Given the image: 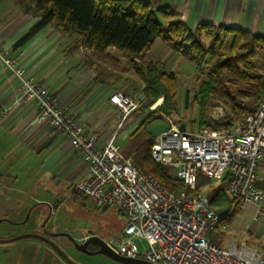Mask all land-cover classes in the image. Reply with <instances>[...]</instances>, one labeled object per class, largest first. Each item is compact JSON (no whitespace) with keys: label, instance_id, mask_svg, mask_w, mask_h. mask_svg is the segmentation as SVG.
<instances>
[{"label":"built area","instance_id":"obj_1","mask_svg":"<svg viewBox=\"0 0 264 264\" xmlns=\"http://www.w3.org/2000/svg\"><path fill=\"white\" fill-rule=\"evenodd\" d=\"M24 56V50L13 53L0 39V67L16 78L19 99L35 107L36 122L47 124L68 141L86 167L87 175L73 185L72 192L93 208L123 213L122 230L105 241L110 250L152 264H264V249L244 241L222 247L210 239L212 231L217 227L225 231L228 224H220L225 213L211 208L210 195L197 191L200 176L216 182L228 177L227 192L237 207L250 203L255 206L254 220L264 216V189L256 186L257 169L264 160V102L230 131L171 125L156 134L151 158L169 168L185 187L173 192L122 155L116 141L128 117L145 103L141 91L116 90L110 95L117 122L108 141L101 144L99 133L87 130L78 110L63 104L58 93L21 65ZM7 111L0 105V121ZM51 211H55L52 205Z\"/></svg>","mask_w":264,"mask_h":264},{"label":"trees","instance_id":"obj_2","mask_svg":"<svg viewBox=\"0 0 264 264\" xmlns=\"http://www.w3.org/2000/svg\"><path fill=\"white\" fill-rule=\"evenodd\" d=\"M27 12L39 17L36 25L16 43L18 48L47 25H53L68 36L78 35L74 46L82 45L92 52L115 47L133 62V69L142 81L141 93L146 101L141 107L154 108L164 116L177 114L175 73L157 63L143 62L156 38H161L185 60L196 64L205 78L201 80L193 100L198 105L200 129L232 128L240 123L256 105L264 102V36L236 27L198 24L194 29L180 20L165 21L176 15L169 5L150 0H24ZM205 38L207 41H205ZM217 101L228 111V120L218 122L208 112ZM146 108V109H145ZM152 112V111H151ZM143 119L120 147L142 171L153 174L169 191L185 188L172 171L155 162L150 145L155 135L144 130ZM180 129H185L180 126ZM230 131V130H229ZM228 177L222 179L210 195V206L225 213L220 224H230L241 209L228 192ZM197 191H200L199 181ZM221 235L224 231H220Z\"/></svg>","mask_w":264,"mask_h":264},{"label":"crops","instance_id":"obj_3","mask_svg":"<svg viewBox=\"0 0 264 264\" xmlns=\"http://www.w3.org/2000/svg\"><path fill=\"white\" fill-rule=\"evenodd\" d=\"M150 1L169 5L176 10V15L165 21L180 20L192 29L198 24L226 25L264 36L263 0ZM24 3V0H0V39L3 47L13 53L24 50L25 56L21 65L30 71L35 80L58 93L63 104L78 110L87 123V130L99 133L100 143H106L114 129V126H110L105 130L108 123L106 118L115 115L109 97L118 89L98 79L97 75L92 76L90 71L95 70L91 68L90 62L89 65L73 64L69 67L68 64L74 60L70 57L72 53L67 50L61 53L59 50V44L68 35L53 25L45 26L16 48L19 39L39 21L38 16L25 10ZM110 51L125 55L115 47H108L102 52L107 54ZM127 60L133 65L132 61L128 58ZM144 60L157 63L173 73L182 70L185 65V58L161 38L153 41L144 55ZM0 105L8 109L0 121V219L12 224L9 216L15 215L18 218L25 209L26 212L29 211L31 200L46 204L51 211L50 203H44L41 198L35 200L32 180L40 166L48 173V178L55 186L67 182L72 186L84 178L87 171L82 159L68 141L56 136L47 124L36 122L35 107L19 99L16 78L1 67ZM140 119L138 116L130 123L129 128L125 129V126L124 135L128 137L141 122ZM203 179L209 178L199 177L201 183ZM256 186L264 189V160L257 169ZM254 213L255 206L245 204L231 220L229 227L247 229L248 232L258 229L259 236L264 237V216L256 221ZM254 247L264 249V239Z\"/></svg>","mask_w":264,"mask_h":264},{"label":"rangeland","instance_id":"obj_4","mask_svg":"<svg viewBox=\"0 0 264 264\" xmlns=\"http://www.w3.org/2000/svg\"><path fill=\"white\" fill-rule=\"evenodd\" d=\"M78 37V35L67 36L66 40H63L59 44L61 53L66 50L72 53L70 57L74 58V60L68 64L69 67L73 64L86 63L89 65L88 63L90 62L92 63L91 68L95 70L90 71L92 76L97 75L96 77L98 79L106 82L110 86L116 87V89L126 94L140 93L142 81L135 73L133 65L127 60L125 55L122 56L113 51L107 52V54H103V52H91L82 45H79L75 50L72 47L74 46L75 38L78 39ZM142 60L145 62L144 58ZM198 68L196 64L185 60L183 69L175 71L178 80L176 91L177 114L172 113L169 116L159 114L154 109L158 105L156 103L145 111L142 108L135 110L125 121V129L129 128L131 126L130 123L140 116L141 119L139 122L144 118H148L149 122L144 126V130L150 134H158L171 125L177 127L184 126L191 130H204L200 129L197 124L198 105L193 100V96L198 90L201 80L205 78L206 72L200 73ZM208 115L213 120L218 118V122H226L228 120V111L217 101L213 102V106L208 112ZM106 119L108 123L105 125V130H108L107 127H113L117 122L115 115L108 116ZM239 123L240 121L236 122L232 128L225 129L222 127L216 131L233 130ZM117 142H119L121 148L126 146L127 136L124 135V130L117 137ZM37 161V163H40L39 160ZM42 168L40 166L37 169L32 184L36 196L35 200L41 198L44 203H50L53 209H55L47 223L48 227L53 226L68 232L76 240L84 239L88 234H94L106 241L122 230L125 225V217L122 212L115 208H93L84 198L72 192L73 185L71 186L70 182L55 186L54 182H51L48 178V173L44 172ZM219 184L220 182L212 179H203L202 183L199 181L200 189L209 195L219 187ZM29 204L31 209L29 211L27 210V212L26 209L22 211L18 218H15V215L9 216L12 224L6 221L0 224V238H9L25 233L40 234L41 221L49 213L48 206L46 204H38L34 200H31ZM56 205L58 208H56ZM210 239L216 241L222 247L241 240L246 241L250 246L254 247L264 237L259 236L258 229H251V232H248L247 229H239L235 226L229 227L228 225L222 235L218 231H212ZM136 243L138 247H141L138 241ZM64 252L79 264H121L100 254L80 257L79 253L68 242L64 247ZM0 264L67 263L45 247L42 241L23 238L11 243L0 244Z\"/></svg>","mask_w":264,"mask_h":264},{"label":"water","instance_id":"obj_5","mask_svg":"<svg viewBox=\"0 0 264 264\" xmlns=\"http://www.w3.org/2000/svg\"><path fill=\"white\" fill-rule=\"evenodd\" d=\"M50 212L51 211H49V213ZM0 222H2L1 219H0ZM23 238L42 239L44 242L51 245V247L59 255V257L62 261H64L67 264H79L76 261H74L73 259H71L65 252H63L55 243H53L52 241H50L49 239H47L46 237H44L40 234H29V233L26 234L25 233V234H19V235L9 237V238H0V244L11 243V242L23 239ZM71 240H72L75 248L78 251L84 252V253L89 254V255H98V254L104 255V256H107L116 262L121 263V264H152V263H150L144 259L130 258V257H126L123 255H119V254L114 253L112 250H110L106 246L105 242L98 236H90L89 238H87L82 243H78V241L75 240L73 237H71ZM90 242H93L98 246V249L96 251L90 252L86 249V246Z\"/></svg>","mask_w":264,"mask_h":264},{"label":"flooded vegetation","instance_id":"obj_6","mask_svg":"<svg viewBox=\"0 0 264 264\" xmlns=\"http://www.w3.org/2000/svg\"><path fill=\"white\" fill-rule=\"evenodd\" d=\"M52 215V211L50 213H48V216H45L43 218V220L41 221V224H40V229H41V232H40V235L46 237L47 239H49L50 241H52L53 243H55L63 252H64V247L66 245V243H70V245H72L73 249L79 253L80 257L81 256H88L89 254H86L84 252H81V251H78L72 240H71V234H69L68 232H65V231H62L60 229H57L53 226L51 227H48L47 226V223L48 221L50 220V217ZM71 237H70V236ZM90 236H96L94 234H88L84 239H81V240H78V243H82L83 241H85L87 238H89ZM99 237V236H98ZM74 238V237H73ZM75 239V238H74ZM102 239V238H101ZM39 241H42L44 243V246L47 247L48 249H50L52 252H54L58 257L59 255L55 252V250L51 247V245H49L48 243L44 242L42 239H37ZM76 240V239H75ZM103 240V239H102ZM104 241V240H103ZM105 242V241H104ZM86 249L88 251H96L98 249V246L93 243V242H90L87 246H86ZM60 258V257H59Z\"/></svg>","mask_w":264,"mask_h":264}]
</instances>
